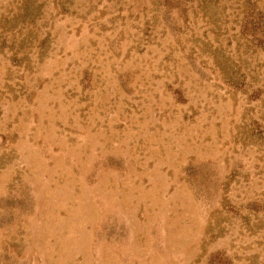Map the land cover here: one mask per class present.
Masks as SVG:
<instances>
[{
  "label": "rangeland",
  "instance_id": "374dc122",
  "mask_svg": "<svg viewBox=\"0 0 264 264\" xmlns=\"http://www.w3.org/2000/svg\"><path fill=\"white\" fill-rule=\"evenodd\" d=\"M0 264H264V0H0Z\"/></svg>",
  "mask_w": 264,
  "mask_h": 264
}]
</instances>
